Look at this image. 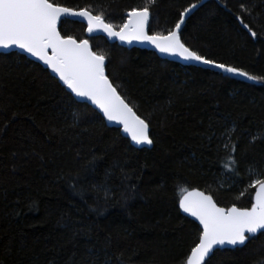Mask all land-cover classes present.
Listing matches in <instances>:
<instances>
[{
    "label": "trees",
    "instance_id": "obj_1",
    "mask_svg": "<svg viewBox=\"0 0 264 264\" xmlns=\"http://www.w3.org/2000/svg\"><path fill=\"white\" fill-rule=\"evenodd\" d=\"M55 2L102 13L116 29L148 6L149 33L166 35L202 0ZM59 29L106 56L109 79L149 121L153 144L135 148L44 67L1 54L0 264H186L202 231L181 214V197L198 189L222 208H249L252 183L264 179V0H207L181 30L192 50L258 80L90 38L79 22ZM226 143L236 148L232 170ZM261 261L264 233L205 264Z\"/></svg>",
    "mask_w": 264,
    "mask_h": 264
},
{
    "label": "snow or ice",
    "instance_id": "obj_2",
    "mask_svg": "<svg viewBox=\"0 0 264 264\" xmlns=\"http://www.w3.org/2000/svg\"><path fill=\"white\" fill-rule=\"evenodd\" d=\"M154 2L155 0H149V3ZM241 7L248 12L246 7ZM195 8L196 4L186 8L174 28L168 30L166 35H150L147 31L150 16L148 6L133 8L127 14V21L116 30L111 23L105 22L102 13L94 15L87 8L75 10L62 6L55 0H0V48L16 47L43 61L71 93L87 98L109 121L121 124L132 141L138 145H152L149 121L137 115L109 79L106 73V56L94 52L88 39L62 35L59 24L62 17H82L87 20L88 33L102 30L108 36L129 44L133 41L148 43L164 54L211 65L251 80L260 79L237 67L207 59L186 46L181 39V26L185 23V17ZM238 19L243 23L241 18ZM244 27L252 37H256V32L248 25ZM228 139L231 140V137ZM224 147L230 153L224 166L232 170L236 165L235 157L231 155L236 151L235 145L226 143ZM249 174L261 173L249 169ZM252 187L257 190L254 203L249 208L235 205L230 208L219 207L211 195L200 191L183 195L179 202L180 208L196 217L203 226L199 242L191 250L187 264H205L218 245H244L249 240V235L246 234L255 235L264 230V179H256ZM260 264H264V261Z\"/></svg>",
    "mask_w": 264,
    "mask_h": 264
},
{
    "label": "water",
    "instance_id": "obj_3",
    "mask_svg": "<svg viewBox=\"0 0 264 264\" xmlns=\"http://www.w3.org/2000/svg\"><path fill=\"white\" fill-rule=\"evenodd\" d=\"M205 1L207 0H202V2L200 4L197 5V8L193 9V11L191 13H189V15L187 17H185V23L184 25L181 26V30L183 29V27L185 26L186 24V21L188 19V17H190L200 6L201 4H203ZM65 20H69V21H73V22H79V23H82L86 26V35L90 38H97V37H103L105 38L109 43H112V44H119L121 47H124V48H127V49H133V48H138V49H142V50H147V51H151V52H154L156 53L161 59L163 60H167V61H170V62H175V63H178L182 66H185V67H189V66H193V67H198V68H202V69H207V70H211L213 72H216V73H220V74H223V75H229V76H232V77H235V78H240V79H244V80H247L248 78L247 77H244V76H240V75H235L233 73H228V72H225L223 71L222 69L220 68H217V67H214V66H211V65H206V64H203V63H200V62H196V61H186L184 60L183 58L179 57V56H173V55H169V54H164V53H161L159 52L158 49H156L153 45L151 44H148V43H142V42H137V41H133L131 44L127 43V42H124V41H120L118 38L116 37H110L108 36V34L102 30H96V31H93L92 33H88L87 32V20L82 18V17H62L61 18V21H60V24L61 22L65 21ZM149 21H150V16H149V20H148V23H147V31L149 32L148 30V27H149ZM59 24V26H60ZM117 30V29H116ZM150 34V33H149ZM151 35V34H150ZM90 44V43H89ZM91 46V45H90ZM10 53H19L23 56H25L26 58H28L29 60L33 61V62H36L38 63L39 65H41L42 67H44L46 70H48L50 72V74L55 77L59 83L66 87V85L63 84L62 81L59 80V77L56 73H54L52 71V69L44 64L43 61L39 60L38 58L28 54L27 52H24L23 50L19 49V48H16V47H13V48H10V49H4V48H0V55L1 54H10ZM67 89V87H66ZM67 91L74 97V99L77 101V102H80V103H86L88 105H90L92 108H94L95 110H97L99 112V114L103 117L105 123L110 127V128H114V129H119L121 131V133L127 137L131 144L135 147V148H138V149H141V148H151L152 145H147V144H143V145H138L136 144L134 141L131 140V136L124 132L123 130V126L115 121H109L103 114V112L95 105L93 104L90 100H88L87 98H83V97H77L75 96L74 93H71L70 90L67 89ZM138 115V114H137ZM257 190V189H256ZM194 191H200V192H203L201 190H198V189H195V190H190L188 192H186L184 195H186L187 193L189 192H194ZM256 192V191H255ZM204 193V192H203ZM205 195H208L206 193H204ZM183 197V196H182ZM181 197V199H182ZM255 197V195H254ZM180 199V200H181ZM218 206V205H217ZM220 207V206H219ZM179 209H180V212L181 214L186 217V218H189L191 220H193L201 229L202 231V228L203 226L200 224L199 220L192 216L190 213H186L183 211L182 208H180L179 206ZM264 233V230H261V232L255 234V235H252V234H246V235H249V238H254L260 234ZM248 241H246V243L244 245H236V246H232V245H223V246H220L218 245L214 250H213V253L216 252V251H224V250H235V249H242L246 246ZM212 253V254H213ZM212 254L210 256H212ZM191 255V253H190ZM189 255V256H190ZM189 258V257H188ZM186 264H187V261H186Z\"/></svg>",
    "mask_w": 264,
    "mask_h": 264
},
{
    "label": "rangeland",
    "instance_id": "obj_4",
    "mask_svg": "<svg viewBox=\"0 0 264 264\" xmlns=\"http://www.w3.org/2000/svg\"><path fill=\"white\" fill-rule=\"evenodd\" d=\"M117 30H119V29H117Z\"/></svg>",
    "mask_w": 264,
    "mask_h": 264
}]
</instances>
